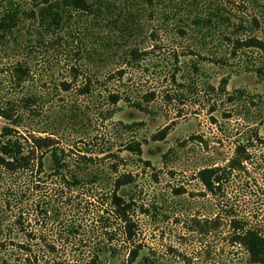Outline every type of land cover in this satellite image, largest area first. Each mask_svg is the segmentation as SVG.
<instances>
[{"label":"rangeland","instance_id":"374dc122","mask_svg":"<svg viewBox=\"0 0 264 264\" xmlns=\"http://www.w3.org/2000/svg\"><path fill=\"white\" fill-rule=\"evenodd\" d=\"M33 1L0 0V17L11 8L23 16L13 35L0 43V111L14 114L18 123L0 117V131L11 127L16 137L52 139L102 182L62 190L48 179L53 171L50 155L44 158V174L37 180L3 174L0 241L7 243L9 254L0 250V260L7 255L15 262L17 255L11 252L25 243L39 263L87 264L97 247L108 246L104 226L98 222L105 212L117 240L115 254L102 255L101 264H129L135 249L140 256L134 264H148L146 258L153 264H250L246 251L231 243L230 222L249 219L264 234V81L245 71L264 67V56L251 53L227 65L215 62L230 49L224 41L231 34L229 23L205 26L202 33L187 30L185 38H179L177 31L193 23L196 15L205 18V7L212 1L232 23L243 20L251 25L258 19L261 28L252 34L264 40V0H202L205 7L199 4L191 13L188 5L181 8L190 2L175 0L166 9L172 11L168 22L157 1L153 8L145 0H112L116 16L134 11L140 17L141 37L127 41L106 24L95 27L91 18L79 16L56 33L46 32L26 18ZM111 35L119 39H112L110 48L103 37ZM135 46L154 53L142 64L143 72L128 74H134L141 95L156 92L150 114L124 101L109 103L114 91L121 94L126 88L106 79L122 67L125 53ZM190 49L197 56H188ZM175 53L187 56L180 60L188 67L191 61L198 64L201 76L194 78L193 88H180L182 98L170 102L166 97L175 87L165 80L168 75L161 67L173 70ZM88 80L92 94L81 96L80 88ZM223 80L228 85L221 93ZM126 126H134L135 133L126 132ZM164 131L165 140L155 141ZM133 140L141 144L142 156L126 150ZM239 145L248 148L252 159L215 198L198 174L228 165ZM125 174L135 179L119 193L133 203L131 219L137 233L133 242L125 241L109 200L113 181ZM51 246L56 249L53 256Z\"/></svg>","mask_w":264,"mask_h":264},{"label":"trees","instance_id":"16d2710c","mask_svg":"<svg viewBox=\"0 0 264 264\" xmlns=\"http://www.w3.org/2000/svg\"><path fill=\"white\" fill-rule=\"evenodd\" d=\"M153 8L158 7L154 5L157 1L160 3L158 8L164 9V21L168 22L172 11H167V7L175 2V0H145ZM190 4L186 10L191 13L192 10H198L202 0H187ZM34 7L30 10L26 18L29 22L36 25L38 28H43L46 32L56 33L65 27L73 16H79L84 18H91V24L95 27H100L102 24H106V28L118 31L115 34H121L120 40L127 41L128 39H135L141 37L142 29L140 26V17H135V13L132 11L127 16L124 13H119L116 16L117 11L112 0H34ZM200 4V5H199ZM174 5V4H173ZM176 5V4H175ZM14 5H11L13 7ZM205 7V5H201ZM167 9V10H166ZM206 17L195 16L196 20L193 23L183 24L178 28V37L185 38L188 34L187 30H193L195 28L197 33H202L203 27L212 28L217 22L222 21V24L229 23L228 30L231 32L230 36L224 37V41L230 49L225 52L223 56L217 57L215 62L220 65H227L231 61L242 60L244 56H248L251 53L259 56H264V40H261L254 36L252 33L255 30L261 28L262 23L258 19H253L251 25L243 20H239L238 23H232V21L226 19L228 16L224 14L220 5H216L209 2L205 7ZM166 16V17H165ZM22 13L14 8L5 9L3 15L0 17V43L4 42L6 38L13 35L14 31L18 29L19 23L22 20ZM264 22V21H263ZM111 24V25H110ZM253 24V26H252ZM108 26V27H107ZM193 27V28H192ZM191 28V29H189ZM193 32V31H191ZM154 35H151V38ZM113 35L111 37H103V41L107 42L106 45L110 47L112 43ZM103 42V43H104ZM114 45V44H113ZM112 47V46H111ZM110 47V48H111ZM154 50V49H153ZM152 51H142L139 46L131 47L125 53L122 67L117 72L111 74L106 81L110 83L118 84L121 88H126L121 94L114 91L109 96V103L111 106L118 105L121 101L129 104L135 110L150 114V105L156 100V92L149 91L144 95L138 92L139 85L133 83L134 74L138 71L143 72V63L146 59L153 55ZM200 55V54H198ZM184 56V57H183ZM188 56H197L191 49ZM186 58V55L175 53L174 63L175 67L168 69L165 64L161 67L168 76H165L170 86L173 88V95H167L166 99L173 102L174 99L183 97V93L180 92V88L188 89L193 88L196 77H200L201 70L198 64L191 61V65L188 67L186 63H182L180 58ZM202 58V55L200 56ZM207 61V59H205ZM214 62V61H212ZM160 66V65H158ZM249 73H256L260 80L264 81V67L257 68L252 67L247 70ZM129 72H133L132 75H128ZM25 74L24 71H21ZM165 74V73H164ZM227 80H223L221 84V93H224L227 88ZM208 88L215 92L213 87L208 85ZM67 91L71 87L66 85ZM81 89V96H90L92 94L93 86L91 80L83 85ZM172 92V90H170ZM125 96V99H124ZM15 115L6 111H0V117L4 120L16 123ZM126 132L134 134V126H126ZM124 128V129H125ZM167 131H164L162 135L155 138V141H163L166 138ZM16 131L7 127L0 131V179L3 174L10 177L26 176L27 178H40L41 174H44V158L50 155L53 162V171L49 174V181L54 185H61L62 190L83 189L86 187H95L101 184L102 179L98 175L89 174V167H82V165L73 159L71 152H67L63 149H58L54 141L50 138H33L31 140L22 138L20 135L16 137ZM263 144V142H260ZM130 153L142 156V146L137 141L133 140L126 148ZM248 152V148L245 145H239L236 148L235 157L223 168L214 167L204 169L198 174V179L205 187L208 194L215 198H219L222 195L223 187L225 184L230 183L235 175L241 174L245 171V165L248 164L252 157ZM86 156L82 157V160L87 161ZM41 181H38V183ZM135 179L130 174L119 176L115 179L110 187L109 200L111 202V208L113 214L118 222H120L124 229L125 241L133 242L137 236L135 232V224L131 219V213L133 212V203L130 200H126L120 196L119 193L122 188L130 187L134 185ZM39 184L36 185V188ZM132 199V197H131ZM105 212L99 215V224L104 226L106 232V242L108 246L103 245L100 249L97 247L96 251L92 254L87 264H101V256L110 253L112 255L116 252L114 247L117 235L111 233V226L109 225V219L105 217ZM232 218H234L232 216ZM249 219H232L230 222V229L232 230L231 243L235 246L238 245L244 249L249 256L250 264H264V234L261 229L256 225L249 223ZM30 239H33L32 235H28ZM42 242L46 243V239ZM16 246V245H12ZM0 250H4L8 253L7 243L0 241ZM51 256L56 253L55 247H50ZM11 254L17 255L15 262L5 255L4 259L0 260L2 264H60L58 261L46 260L43 263H39L36 255L33 257L32 247L26 245L16 246V251ZM140 256V250L135 249L130 251L129 264H134ZM61 257H58L59 260ZM66 260V259H64ZM145 263L153 264L150 259L146 258ZM53 262V263H52Z\"/></svg>","mask_w":264,"mask_h":264}]
</instances>
